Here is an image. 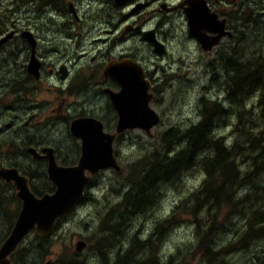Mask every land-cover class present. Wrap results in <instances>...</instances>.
Instances as JSON below:
<instances>
[{
	"label": "rangeland",
	"instance_id": "1",
	"mask_svg": "<svg viewBox=\"0 0 264 264\" xmlns=\"http://www.w3.org/2000/svg\"><path fill=\"white\" fill-rule=\"evenodd\" d=\"M9 1L0 0V29L5 28L12 20H15L20 27L30 29L37 27L34 41L37 42L35 50L38 56L34 55L39 62L38 77H36L39 79L32 82L34 83L32 84V100L23 97L18 100L20 105L25 106L22 111L17 110L19 113H15L16 110L8 106L12 104L11 98L4 96L6 105L0 110V113L3 111L0 115V141L5 140L12 130L10 129L12 127L5 126L10 122V115L19 114L24 119L32 113L34 115L32 147L37 149L44 145L56 146L59 152L58 157L64 161L74 158V146H70L74 140L67 131V120L73 117L76 111L71 108L68 112L65 108L57 109L63 95L61 90H64L68 84L75 87L97 79V76L93 74V65L100 60L101 54H105V48L110 43L109 40L105 41L104 34L89 30V27L84 25L86 19L103 15L106 10L114 14L113 22H116L118 31L122 30L126 24L133 26L142 24V29L147 30L158 22L160 32L158 31L154 38L162 43L165 49L164 53H157L145 42L146 39L144 41L143 37L141 38L140 34L135 32L123 41L121 47L119 44L122 42L118 40L110 46L113 54L119 52L121 48H130L132 53L141 60L142 65L139 64L143 66L142 69H148L153 77L151 80H154L150 82L153 94L150 105L158 113L160 120L151 128L150 135L140 129H130L117 136L115 157L120 170L117 172L113 169H105L96 174L85 188L82 199L47 235L49 240L35 241L33 237L35 233L30 231L19 245L22 250L17 256L18 264H59L72 255L76 260L84 261V264H139L133 260L145 258L149 252L156 254L162 263L171 260V264H201V254H199L201 252L194 249L203 231L200 225L207 226L212 219L215 226L213 230L216 233L212 249L231 250L217 257L222 262L215 261L219 264H264V231L260 237L250 238L247 243L244 241L238 243L241 233L246 229L248 214L254 209H264V173L257 175L252 185L240 188L238 195L246 193L248 201L242 206V213L230 215V217L227 216L230 210L224 217L225 208H229L228 204H223L224 202L221 203V212L217 208H215L217 210H210L203 205L195 211V216L190 211L194 206L191 203L193 193L200 187L205 177L201 165L195 163L190 164L174 180L159 186L156 201L142 212H131L125 223L113 221L110 224L109 221L101 219L109 209L117 208L116 203L125 189V181L120 176L122 171L123 174L125 173L123 168L155 146L157 136L166 128L184 129L189 124L199 121L200 99L222 104V112L226 114L224 120L231 118L230 113L235 110L232 109L234 104L227 102L230 94L226 71L228 57L241 64L239 82H242L244 77L241 70L242 64L246 63L253 72L261 65L264 66V0H244L240 11L230 4L228 15L225 16L230 18H227L226 30L234 36L221 35L217 43L207 50L201 46L199 48L190 39L183 14L172 9L169 12L150 11L152 7L160 5L161 1L157 0L146 6L137 7L132 16L124 19L120 17L119 12L123 15L125 11L136 7V0L124 7L119 4L114 5L112 0H99V2L70 0L72 3L78 2L84 18L82 19L78 11L81 19L76 23L67 10L61 19L54 20L53 24L52 21L46 24L47 19H44V16L37 15V17L36 13L32 14V6H34L32 0L29 4L28 2L19 3L17 13L13 16L9 15L7 13ZM164 1L166 5L172 6L180 0ZM248 8L249 14L255 13L254 19L245 15ZM146 10L149 12L145 13ZM220 17L223 16L220 14ZM58 28H60L59 32L56 30ZM10 42L4 46L3 50H0L1 76H11L14 70L13 59H23L24 53L28 51L27 44L24 48L25 43L21 39H16L11 44ZM214 46H216L215 49ZM80 54L83 55L80 57L78 56ZM92 55L95 56L93 61L90 60ZM2 60H6L4 65L1 63ZM40 60L43 61L41 71ZM61 64L70 67L67 75L69 77L65 80L57 71ZM7 68H10L12 72H5ZM20 76H23L22 73ZM239 88L243 89V85L239 84L238 90ZM95 93L94 87L88 91L84 90L78 96V102H81L85 96L92 99ZM245 93V91L235 93L240 98L238 102L240 108L260 117V110L264 108V93L262 96L260 90H253L246 95ZM73 100L69 96L66 102ZM95 114L99 116L102 113L97 111ZM221 117H223L222 114L219 118ZM226 122V125L221 123L214 132L227 137L230 141L233 138V134L231 135L233 127ZM258 122L261 124L260 120ZM240 167L243 169L246 164ZM32 174L35 189L43 190L49 187L45 178V163L32 162ZM177 204L178 208L174 209ZM208 206L214 205L208 203ZM172 209L176 210V213L173 217L170 216L168 223L162 224L163 218L168 216ZM10 210H13L10 205H7L6 209L0 207V241L7 234L12 223L9 216L13 214V211ZM113 215L117 216L115 211L111 216ZM147 238L154 239L155 243L151 245L143 243ZM77 241L83 242L80 249H75ZM215 261L214 264H216Z\"/></svg>",
	"mask_w": 264,
	"mask_h": 264
},
{
	"label": "trees",
	"instance_id": "2",
	"mask_svg": "<svg viewBox=\"0 0 264 264\" xmlns=\"http://www.w3.org/2000/svg\"><path fill=\"white\" fill-rule=\"evenodd\" d=\"M245 15H249L248 18L251 19L255 18V13L249 14V8L245 11ZM240 66V63L228 57L226 71L230 94L227 97V102L233 103L232 109L235 110L230 113L231 118L228 117L224 120L226 114L222 112V104L200 99L199 121L189 124L184 129L166 128L157 136L158 145L156 144L140 158L123 168L125 173L123 174L122 171L120 176L125 181V189L120 195V200L116 203L117 208L109 209L102 216V220L109 221L110 224L113 221H117V223L124 221L125 223L131 212H142L148 209L158 197L159 186L174 180L190 164L195 163L201 165L205 177L202 179L200 187L193 193L191 203L194 206L190 210L194 213L193 215L195 216V211L201 205L207 206L210 210L217 208L221 212L222 202L229 205V208H225L224 217L229 210L228 217L242 213V206L248 201V195L246 193L238 195L240 188L252 185L254 178L260 173H264V108L260 110V117H256L250 111L249 113L240 108V103H238L240 98L236 94L238 91H245L246 95L253 90H260L262 96L264 93V66L261 65L253 72L246 63L242 64L241 70L244 77L242 82H239ZM239 84L243 85V89L239 88L238 90ZM221 114L223 117L219 118ZM258 120L261 121V124ZM225 122L233 127L231 130L233 138L230 141L227 137L214 132V129ZM176 144L178 146H175ZM61 163L69 164L64 160ZM244 163L246 167L242 169L240 166ZM45 189L49 191L51 187ZM40 191L35 189V192L40 193ZM208 203L214 206L209 207ZM177 208L178 204L174 209ZM174 209L163 218L162 224L169 222L170 216L173 217L176 213ZM113 211L117 216H111ZM214 227L213 219L207 226L200 225L203 231L194 251L201 252L199 253L201 254V264H214L215 260L222 262L217 257L231 251L220 248L212 249L215 243L213 238L216 234L213 230ZM263 231L264 209H254L247 216L246 229L241 233L238 243L242 241L247 243L250 238L260 237ZM33 237L35 241L49 240L48 236L41 238L34 234ZM143 243L151 245L155 241L152 238H147ZM21 248V246L18 248L17 255L13 259L15 264H18L17 256L22 250ZM158 258L156 254L149 252L145 258L133 261L139 264H171V260L162 263ZM218 261H215L216 264H219ZM80 262L81 260H76L72 255L59 264H81Z\"/></svg>",
	"mask_w": 264,
	"mask_h": 264
},
{
	"label": "water",
	"instance_id": "3",
	"mask_svg": "<svg viewBox=\"0 0 264 264\" xmlns=\"http://www.w3.org/2000/svg\"><path fill=\"white\" fill-rule=\"evenodd\" d=\"M124 0H115L120 4ZM188 8L187 26L189 33L196 37L203 49H210L223 34L229 31L218 30L215 15L208 12L203 0H186ZM173 7H170L172 9ZM223 22L220 24L222 25ZM224 26V25H223ZM203 30L217 31L210 38L204 36ZM144 33V32H143ZM153 45L154 51L164 53L163 44L156 40L152 30L144 33ZM29 44L33 47L34 38L29 31H23ZM7 36L0 39L4 41ZM39 62L33 52L27 64V71L38 77ZM64 66L61 67V70ZM103 78H110L118 85L116 90L104 88L116 113V121L111 131H105L102 122L93 116H78L70 120L69 133L80 142V154L73 164H59L51 146H42L40 151L32 147V155L46 159V178L52 191L36 195L30 191L25 176H18L16 168H1L0 175L6 171L7 176L14 178L16 195L21 200V207L7 235L0 242V264H14L10 256L17 250L20 243L30 230L39 237H46L56 223L69 214L82 199L84 190L92 178L105 169L120 170L117 158L113 154V142L122 132L140 129L147 135L151 128L158 124L160 117L150 105L152 92L150 84L144 77L142 67L130 58L109 60L103 68ZM64 73L61 72V77ZM6 177V176H5ZM82 241H77L75 249H80Z\"/></svg>",
	"mask_w": 264,
	"mask_h": 264
},
{
	"label": "flooded vegetation",
	"instance_id": "4",
	"mask_svg": "<svg viewBox=\"0 0 264 264\" xmlns=\"http://www.w3.org/2000/svg\"><path fill=\"white\" fill-rule=\"evenodd\" d=\"M29 1L30 0H10L9 6L7 7L8 9L7 13L12 16L15 15L18 10V4L21 2L22 3L28 2L29 4ZM37 1L38 0H32V4L34 5L32 6V14L36 13L35 14L36 16L37 15L44 16V19H47L46 24H48V21L49 23L50 21H52V24H53L55 22L54 20L56 19L60 20L62 15L66 13L67 10H69V12L71 13L74 19L73 20L74 22L76 21L78 22L79 19H81L80 14H78V11L81 13L82 19L84 18V14L81 11L80 7L78 6V2L72 3V1L70 0H39V3H37ZM91 1H96V0H91ZM112 1L114 5H118L116 4L115 0H112ZM132 1L133 0H124L119 5H121V7H124L128 3H131ZM153 1H156V0H136V3H137L136 7H134L133 9L129 11H125L123 15L119 12V15L120 17L122 16V19L128 16H132L134 13V10H136L137 7L139 8V7L146 6ZM157 1L159 2L161 1L160 5L158 7H154V8L152 7L150 11H153V12L168 11L169 12L171 10L170 7H173L172 8L173 11L183 14V16L185 17V21H186V29H187L188 34L190 35L188 36L194 42V44L200 48L201 44L198 41V39L192 36L188 31L187 14L185 11V9L188 8V4L185 2L186 0L176 1L175 4L172 6L166 5L164 0H157ZM97 2H99V0H97ZM203 2L205 6L207 7L208 12L215 15V18L217 21L215 27H218V30L221 29L222 31H227L226 30L228 26L227 18L228 19L230 18L229 16L227 18L225 16L228 15L229 5L231 4V6H235L236 8H238V11H240L243 7L244 0H236V1L235 0H203ZM160 9L163 11H161ZM148 10H146L145 13H148L149 12ZM96 13L100 14V12H96ZM220 14L221 16H223L222 18L220 17ZM240 14L242 15L243 11ZM113 20L115 21L114 14H111L110 12L105 10V13L103 15L89 17L86 19L84 23V25L89 27V30H94L98 34H104L106 36L105 41L109 40L110 43H109V46L105 48V54L104 55L101 54L100 60L93 65L94 69L91 68L93 69V74L97 76V79H94L91 82H88L87 84L83 83V85H76L75 87H71L68 84L65 86L64 90H61L63 95L61 96L62 98L60 99V103L57 105V109L63 110V108H65V110L68 112L71 108L72 110L76 111L73 117L67 120V131L68 132H69L68 125H69L70 120L78 116H93L99 119L102 122L103 128L105 131H111L114 128L115 121H116V113L106 93L104 92V88L108 87L110 89L116 90L118 85L116 84L114 80L110 79L109 77L103 78L102 71H103L104 65L109 60H112V59L122 60V59L130 58L136 61L138 64L140 63L141 65H142V62L141 60L138 59L136 55H134V53H132V50L130 48L128 47L121 48L119 52H115L113 54L112 53L113 50L110 49V46L114 45L115 41L118 40L119 42H122L119 44V47H121L123 45V41L131 37L133 33L135 32V33H139L141 38L143 37L142 38L143 40L146 39V41L145 40L144 41L147 44H149L151 47H153V45L145 37L144 33L148 30H152V34L155 37L156 33L159 31L158 22H156V24L153 25L152 28L147 29V30L142 29L141 27L142 24H137L136 26H133L131 24H126L124 25L122 30L118 31L116 29L117 24L116 22H113ZM221 22H223L222 25L220 24ZM36 29L37 27L36 28L32 27V29L28 27H20L16 24L15 20H12L5 28L0 29V39H2L4 36H7L4 41L0 42V50H3L4 46H6L10 41L13 42L16 39H21L25 43L24 48L26 44L28 46V51L24 53L23 59L21 60L13 59V66H12V68L14 69L13 72L10 68H7L6 71L4 70L5 72H12L11 76H5V75L1 76L0 75V110H1V107L6 105L4 102L5 95H7L9 99L11 98L12 104L8 106L11 109L16 110L15 113H19V111L17 110L22 111L23 108H25V106H22L18 103L20 102L18 100H20L21 97L27 100H32V97H31L32 84H34L32 82H36L39 78H36L33 74H30L26 68H27V64H28V61L30 59L32 52L33 54L38 56L35 50L37 42L34 44V48L32 51L31 45L29 44L28 40L24 36H22V32L24 30H28L29 32L31 31L32 33L31 32L30 33H31V36L33 37L36 34ZM56 30L59 32L60 28ZM218 30L212 31V32L203 30V34L204 36L210 38L212 35H215ZM233 35L234 34L231 33L229 37H233ZM33 38L36 39V36ZM215 47L216 46H214V49ZM18 51H21V50L18 49ZM9 52H12V51H9ZM9 54H12V53H9ZM81 55L83 54H80L78 56L81 57ZM94 58L95 56L92 55L90 60L93 61ZM40 62L41 64H40L39 69L41 71V68L43 66V61L40 60ZM1 63L4 65V63H6V60L5 61L2 60ZM8 65H10V63ZM62 66H64V68L61 70ZM66 66L67 65L65 64L64 65L61 64V66H59L57 69L60 76H61V72L64 73V76H63L64 78L61 77L64 80L69 77L67 75L69 74L68 71L70 67L69 66L66 67ZM87 67L89 68V66ZM143 70H144V74L147 77V79L150 80V82L154 81V80H151L153 79V77H151V74L149 73L148 69L146 70L143 69ZM49 71H52V69H49ZM21 73L23 75L22 77L20 76ZM77 86H80V87H77ZM83 86L85 87L83 88ZM92 87L96 88L95 96L92 99H90L89 96H85V98H83L81 102H78V99H79L78 96L82 94L84 90L88 91ZM69 96H71L74 99L72 102H66V99ZM51 110H53V108H51ZM97 111L102 114L98 116L97 114H95V112ZM2 112L0 113V115L2 114ZM33 116L34 115L32 113H29L24 119H22L19 114L10 115V122L7 123L5 126L12 127L10 128L12 130H10V134L7 136L5 140L0 141V169L1 168L7 169V168H12V167L16 168L18 176H25L27 178L26 182L29 186L30 191L31 192L33 191L34 194L36 195H41L43 192L52 191L53 188L46 178V172H45V178L49 184V187H51V190L47 191L44 188L43 190L40 191V193L35 192V188H34L35 186L32 183V178L34 177V175L32 174V162L33 163L42 162V163H45V166H46L45 158H36L35 156L32 155V120L34 119ZM3 128L4 126L1 127V130ZM70 136L74 140V142H72V144L70 145L71 147L74 146V152H73L74 158L72 160L64 161V162H67V163L74 162L75 163L80 154V142L77 138H75L71 134ZM44 146H47V145H44ZM41 147L42 146L38 148L36 147L37 148L36 150L40 151ZM52 148H53L54 157L56 161L60 164H63L61 163L62 159L58 157L59 152L57 150V147L55 146ZM112 150H113V154L116 155L115 141L113 143ZM13 179L14 178H10L9 176H7L6 171L2 172L0 175V207H2L3 209H6L7 205H10L12 206V209H13V210H10V211H13V214L11 213L12 215L9 216L10 219H12L10 228L21 207V200L16 195V188L14 187ZM17 251H18V248L10 256L12 262H13V259L15 258V255H17L16 254ZM80 263L82 264L84 263V261H81Z\"/></svg>",
	"mask_w": 264,
	"mask_h": 264
},
{
	"label": "bare ground",
	"instance_id": "5",
	"mask_svg": "<svg viewBox=\"0 0 264 264\" xmlns=\"http://www.w3.org/2000/svg\"><path fill=\"white\" fill-rule=\"evenodd\" d=\"M88 41V40H87ZM110 232V231H109ZM145 254V253H144ZM116 257V256H115ZM121 260V259H120ZM120 264V263H119Z\"/></svg>",
	"mask_w": 264,
	"mask_h": 264
}]
</instances>
